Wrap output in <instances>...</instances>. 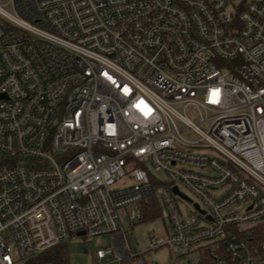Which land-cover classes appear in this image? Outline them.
Instances as JSON below:
<instances>
[{"label":"built area","instance_id":"1","mask_svg":"<svg viewBox=\"0 0 264 264\" xmlns=\"http://www.w3.org/2000/svg\"><path fill=\"white\" fill-rule=\"evenodd\" d=\"M152 200L144 253L264 264V0H0V264L80 232L147 264Z\"/></svg>","mask_w":264,"mask_h":264},{"label":"rangeland","instance_id":"2","mask_svg":"<svg viewBox=\"0 0 264 264\" xmlns=\"http://www.w3.org/2000/svg\"><path fill=\"white\" fill-rule=\"evenodd\" d=\"M188 115L197 120L198 117L194 116L190 110H188ZM205 128V127H204ZM211 157L222 159V156L216 150L211 149L207 151ZM198 169V168H197ZM148 170L153 179L169 181L170 175L162 169H158L151 164H148ZM122 182H119L121 184ZM181 189L186 191L185 188L181 186ZM187 192V191H186ZM192 198L194 196L192 194ZM178 205L182 213L187 216L191 211L194 210L193 203L189 201H184L178 199ZM122 227L119 233L125 232L126 237L132 246L133 250H137L144 253L148 249L149 241L148 236L150 232H154L159 236H166L170 229V222L166 211L163 209L159 217L155 220L149 221H138L131 225L126 218L122 220ZM114 234H104L98 236L81 235L75 239L67 241L72 264H119L118 261H114L113 257H107L105 260H99L97 257V250L99 248H105L112 244ZM179 250H173L169 247H162L158 250H152L144 253V258L147 264H177V260L180 262L183 256L179 257ZM189 257H197L195 252L188 255ZM187 257V256H185Z\"/></svg>","mask_w":264,"mask_h":264},{"label":"trees","instance_id":"3","mask_svg":"<svg viewBox=\"0 0 264 264\" xmlns=\"http://www.w3.org/2000/svg\"><path fill=\"white\" fill-rule=\"evenodd\" d=\"M161 212L162 210L156 200H152L140 221L155 220ZM23 264H72L71 254L66 242H62L31 257Z\"/></svg>","mask_w":264,"mask_h":264},{"label":"water","instance_id":"4","mask_svg":"<svg viewBox=\"0 0 264 264\" xmlns=\"http://www.w3.org/2000/svg\"><path fill=\"white\" fill-rule=\"evenodd\" d=\"M174 189H175L176 192H179V190H178L177 187H175ZM84 234H85V232H80V233H79V235H84Z\"/></svg>","mask_w":264,"mask_h":264}]
</instances>
